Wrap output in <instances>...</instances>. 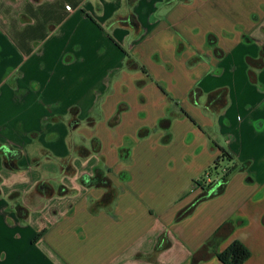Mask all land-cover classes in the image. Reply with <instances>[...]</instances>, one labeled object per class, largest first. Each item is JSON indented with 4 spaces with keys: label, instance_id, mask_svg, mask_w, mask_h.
<instances>
[{
    "label": "crops",
    "instance_id": "0c3cea01",
    "mask_svg": "<svg viewBox=\"0 0 264 264\" xmlns=\"http://www.w3.org/2000/svg\"><path fill=\"white\" fill-rule=\"evenodd\" d=\"M221 150L243 169L176 223ZM211 240L201 264L235 241L264 264V0H0V264H192Z\"/></svg>",
    "mask_w": 264,
    "mask_h": 264
},
{
    "label": "trees",
    "instance_id": "16d2710c",
    "mask_svg": "<svg viewBox=\"0 0 264 264\" xmlns=\"http://www.w3.org/2000/svg\"><path fill=\"white\" fill-rule=\"evenodd\" d=\"M207 43L210 47L213 48L215 55H220V56L223 55V52L216 47V44L213 43V40L210 36L207 39ZM197 60L198 58H195L190 62V64L192 65ZM126 67L130 70H141L143 73L148 74L146 68L141 66L134 58H132L129 55H127ZM157 86L166 94L165 90L160 85L157 84ZM200 93L201 91L198 88L194 89L190 94L191 98L199 96ZM226 95H227L226 91H221V92L218 91L210 94L209 107L215 104L220 106L221 108H225L228 104V99ZM124 110H125L124 106L120 105L117 110V113L110 122V126H114L119 123L120 116ZM181 111L184 117H187L194 123V120L184 110ZM158 127L160 130L167 132L165 141L168 142L171 138V134H170L171 120L170 119L160 120L158 123ZM145 132L146 131L144 130H141L139 132L140 139H143L147 136V133ZM132 145L133 143L129 141L127 142L125 147L121 150L122 159L126 160L129 158ZM2 151L3 153H5L6 160L9 166H13L14 160L20 157L19 152L9 147H4ZM221 151H222L221 155L214 161L213 165L204 173V175L201 178L195 180V185L198 189L201 190V193L196 197V199L191 203V205H189L188 207L182 209L177 213L175 218L176 223L182 222L183 220L190 217L195 211V209L201 203H204L206 201L221 196L225 192L232 177L237 172L243 169L241 167H238L234 163L232 155H230L225 150H221ZM121 178L124 181H127L129 180V175L125 173L121 176ZM82 183L88 187H98V188L107 189L108 193L105 195L103 199V203L107 204L115 197V194L112 190V182L110 178L107 176V174L101 169H96L93 176H87V175L84 176L82 179ZM231 223L232 220L227 222V224H225L221 228V230H226L231 228L230 227ZM212 243H213L212 240L209 241L199 251L193 254V256L191 257V263L201 264L207 261L208 259H210V257L212 256V251H211ZM171 246H172V242L168 240L166 235L162 234L158 238L155 251L160 252L171 248ZM250 255L251 253L249 249L244 244H242L239 241H235L232 244H230L225 251L217 254L216 257L223 264H244L247 261V259L250 257Z\"/></svg>",
    "mask_w": 264,
    "mask_h": 264
},
{
    "label": "built area",
    "instance_id": "2783aa9c",
    "mask_svg": "<svg viewBox=\"0 0 264 264\" xmlns=\"http://www.w3.org/2000/svg\"><path fill=\"white\" fill-rule=\"evenodd\" d=\"M210 181V180H209Z\"/></svg>",
    "mask_w": 264,
    "mask_h": 264
}]
</instances>
